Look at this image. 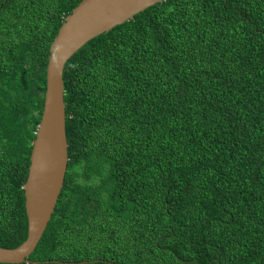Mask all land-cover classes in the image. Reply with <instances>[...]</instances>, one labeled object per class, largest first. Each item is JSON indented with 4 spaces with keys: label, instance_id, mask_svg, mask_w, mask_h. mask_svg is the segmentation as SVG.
Wrapping results in <instances>:
<instances>
[{
    "label": "trees",
    "instance_id": "16d2710c",
    "mask_svg": "<svg viewBox=\"0 0 264 264\" xmlns=\"http://www.w3.org/2000/svg\"><path fill=\"white\" fill-rule=\"evenodd\" d=\"M80 1L0 0L2 247L27 236L49 47ZM63 83V188L31 261L0 264H264V0L158 2Z\"/></svg>",
    "mask_w": 264,
    "mask_h": 264
},
{
    "label": "water",
    "instance_id": "95a60500",
    "mask_svg": "<svg viewBox=\"0 0 264 264\" xmlns=\"http://www.w3.org/2000/svg\"><path fill=\"white\" fill-rule=\"evenodd\" d=\"M163 0H81L61 23L49 47L41 119L23 184L27 236L14 248L0 246V262H30L63 188L68 164L63 72L65 63L87 41ZM96 261V260H94ZM87 261H82L84 263Z\"/></svg>",
    "mask_w": 264,
    "mask_h": 264
}]
</instances>
